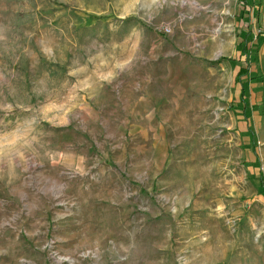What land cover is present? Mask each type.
I'll list each match as a JSON object with an SVG mask.
<instances>
[{
  "label": "rangeland",
  "instance_id": "374dc122",
  "mask_svg": "<svg viewBox=\"0 0 264 264\" xmlns=\"http://www.w3.org/2000/svg\"><path fill=\"white\" fill-rule=\"evenodd\" d=\"M0 264H264V0H0Z\"/></svg>",
  "mask_w": 264,
  "mask_h": 264
},
{
  "label": "trees",
  "instance_id": "16d2710c",
  "mask_svg": "<svg viewBox=\"0 0 264 264\" xmlns=\"http://www.w3.org/2000/svg\"><path fill=\"white\" fill-rule=\"evenodd\" d=\"M262 33V32H261ZM248 34H245V37L242 39V41L239 43V50L237 51L239 56L232 60L234 63H236V68L237 71L235 73L234 79H233V85L234 88L236 86H240V91H239V96H243V88H242V80L243 78L247 77L249 75V61L248 57L250 56V51H248L247 48V39H248ZM221 62L218 60L215 63ZM214 63V62H211Z\"/></svg>",
  "mask_w": 264,
  "mask_h": 264
},
{
  "label": "crops",
  "instance_id": "0c3cea01",
  "mask_svg": "<svg viewBox=\"0 0 264 264\" xmlns=\"http://www.w3.org/2000/svg\"><path fill=\"white\" fill-rule=\"evenodd\" d=\"M234 59H235V58H234ZM234 59H233V60H234ZM233 88H234V85H232L231 89H233ZM238 94H239V93H238Z\"/></svg>",
  "mask_w": 264,
  "mask_h": 264
},
{
  "label": "built area",
  "instance_id": "2783aa9c",
  "mask_svg": "<svg viewBox=\"0 0 264 264\" xmlns=\"http://www.w3.org/2000/svg\"><path fill=\"white\" fill-rule=\"evenodd\" d=\"M167 31V30H166Z\"/></svg>",
  "mask_w": 264,
  "mask_h": 264
}]
</instances>
